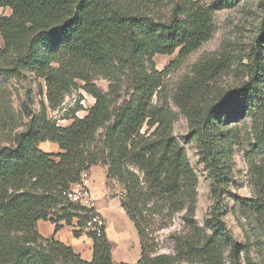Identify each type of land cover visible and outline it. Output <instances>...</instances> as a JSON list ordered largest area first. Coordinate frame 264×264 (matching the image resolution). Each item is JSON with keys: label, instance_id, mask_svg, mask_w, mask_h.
Wrapping results in <instances>:
<instances>
[{"label": "trees", "instance_id": "obj_1", "mask_svg": "<svg viewBox=\"0 0 264 264\" xmlns=\"http://www.w3.org/2000/svg\"><path fill=\"white\" fill-rule=\"evenodd\" d=\"M153 2L0 0V9L12 12L0 16V56L8 63L0 67V77L31 74L43 79L53 109L75 78L86 84L95 100L87 116L75 118L68 127L49 120L44 110L28 114L27 129L9 145L0 141V264H114L106 228L89 232L94 242L91 262L37 231L39 221L56 224V232L61 221L71 225L79 218V227L87 223L83 215L87 211L69 203L64 193L95 166L107 167V177L125 191L121 207L142 246L137 264H174L178 257L191 264H256L254 248L264 256L260 236L246 245L235 240L222 217L221 202L232 176L224 161L223 127L255 113V138L264 150V32L253 48L248 82L204 114H189L200 160L213 181L215 203L205 230L195 220L198 177L185 148L168 135L167 119L154 104L166 75V70H157L154 59L177 51L187 57L200 49L214 33L212 12L197 3L176 4L163 22L143 11ZM93 73L112 82L108 94L90 81ZM42 143L57 144L60 153L42 151ZM258 173L255 198L243 199L241 211L250 214L262 232L264 172ZM164 200L173 202L171 210L186 209L183 220L192 232L178 240L176 257L152 256L149 251L147 212L151 203ZM57 208L61 213L55 215ZM81 232L75 231V236Z\"/></svg>", "mask_w": 264, "mask_h": 264}, {"label": "rangeland", "instance_id": "obj_2", "mask_svg": "<svg viewBox=\"0 0 264 264\" xmlns=\"http://www.w3.org/2000/svg\"><path fill=\"white\" fill-rule=\"evenodd\" d=\"M153 1L143 11L163 22L172 16L176 4L189 7L197 3L212 12L214 33L200 49L187 57H181L180 51H177L173 56H157L154 59L157 70H166L162 87L154 96V104L167 119L168 135L174 136L185 148L198 177L195 220L206 230V221L215 203L213 181L200 160L199 144L191 134L189 114H204L222 97L248 82L253 48L264 32V0ZM11 13L9 9H0V16ZM7 66L6 58L0 56V67ZM90 81L103 93L110 92L112 82L104 75L93 73ZM85 85L79 78L69 80L61 104L53 109L47 101V87L43 79L31 74L20 78L0 77V141L9 145L16 134L24 132L30 121L28 114L36 115L45 110L48 119L60 127L70 126L75 118H85L95 103ZM256 122V114L249 112L222 129L226 135L224 161L232 174L228 187L222 192V217L241 245H246L249 240L253 242L259 236L264 240V226L261 232L259 223L250 214L245 216L241 211L243 199L255 198L254 183L259 180L258 172H264V150L258 146L254 132ZM147 130L145 127L143 133ZM97 140L100 141L101 137ZM89 171L84 173L89 174ZM108 180V188L99 186L97 193L101 198L108 193V198L118 206L125 197V191L116 180ZM172 203L164 200L149 206L154 212H147L146 223L152 256L176 257L178 240L192 235L183 220L186 209L180 212L171 210ZM60 210L57 208L54 214ZM119 213L120 206L110 210L109 220L117 218ZM251 256L256 264H264V256H258L255 248ZM174 264L191 263L178 257Z\"/></svg>", "mask_w": 264, "mask_h": 264}, {"label": "crops", "instance_id": "obj_3", "mask_svg": "<svg viewBox=\"0 0 264 264\" xmlns=\"http://www.w3.org/2000/svg\"><path fill=\"white\" fill-rule=\"evenodd\" d=\"M40 149L49 154H59L57 144L42 143ZM92 183V192L96 198V207L102 214L106 223V234L112 246L114 264H137L142 255L141 240L134 223L129 219L123 209L114 220L108 217L110 210L118 208L114 200L109 199V194L101 198L97 193L99 186L108 188L107 168L95 166L89 171ZM60 230L56 232V224L50 221H39L37 231L44 239H54L71 248L86 262H91L94 256V242L89 232L82 231L80 236H75V231H80L77 221L67 225L66 221L59 223Z\"/></svg>", "mask_w": 264, "mask_h": 264}, {"label": "built area", "instance_id": "obj_4", "mask_svg": "<svg viewBox=\"0 0 264 264\" xmlns=\"http://www.w3.org/2000/svg\"><path fill=\"white\" fill-rule=\"evenodd\" d=\"M92 183L88 173H82L77 183L72 184L70 189L64 193L66 200L74 205L79 206L81 209L87 211V213L80 212V215H87L88 221L83 227H79L82 231H100L106 228L105 220L96 207V198L93 195L91 189ZM74 221L80 222L79 218H75Z\"/></svg>", "mask_w": 264, "mask_h": 264}]
</instances>
